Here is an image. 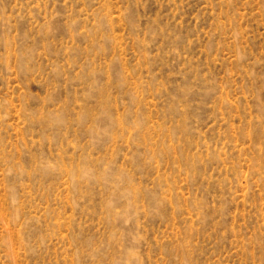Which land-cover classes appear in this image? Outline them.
<instances>
[{
  "label": "rangeland",
  "instance_id": "rangeland-1",
  "mask_svg": "<svg viewBox=\"0 0 264 264\" xmlns=\"http://www.w3.org/2000/svg\"><path fill=\"white\" fill-rule=\"evenodd\" d=\"M0 264H264V0H0Z\"/></svg>",
  "mask_w": 264,
  "mask_h": 264
}]
</instances>
